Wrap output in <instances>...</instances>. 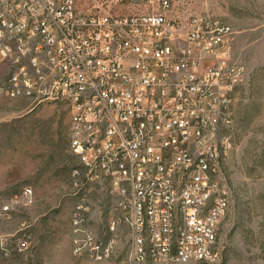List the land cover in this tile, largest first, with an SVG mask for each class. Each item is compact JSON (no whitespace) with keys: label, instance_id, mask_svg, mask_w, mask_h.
I'll return each mask as SVG.
<instances>
[{"label":"built area","instance_id":"1","mask_svg":"<svg viewBox=\"0 0 264 264\" xmlns=\"http://www.w3.org/2000/svg\"><path fill=\"white\" fill-rule=\"evenodd\" d=\"M127 1L134 12L114 15L77 0H0V97L68 105L74 257L115 253L116 236L102 242L90 227L106 191L110 229H129L133 262H214L232 198L223 168L234 95L247 76L235 32L215 17H173L169 0ZM36 202L29 185L0 196V218Z\"/></svg>","mask_w":264,"mask_h":264},{"label":"rangeland","instance_id":"2","mask_svg":"<svg viewBox=\"0 0 264 264\" xmlns=\"http://www.w3.org/2000/svg\"><path fill=\"white\" fill-rule=\"evenodd\" d=\"M155 0L154 3H160ZM171 16L222 19L233 27L235 59L247 71L234 95L233 148L223 168L231 205L220 226L214 262L187 264H264V0H169ZM127 0H77L83 11L130 14ZM70 112L63 102L36 104L0 97V196L32 186L35 206L12 219L0 218V264H183L136 263L124 225L111 231V199L95 197L90 227L98 240L116 236L117 247L105 262L72 254V213L77 199L71 172L78 165L70 148Z\"/></svg>","mask_w":264,"mask_h":264}]
</instances>
